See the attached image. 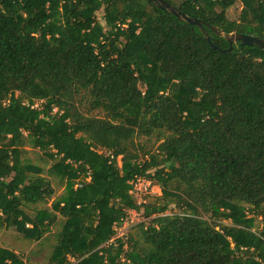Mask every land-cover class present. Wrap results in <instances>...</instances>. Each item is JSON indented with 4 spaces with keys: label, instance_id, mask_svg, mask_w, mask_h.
Instances as JSON below:
<instances>
[{
    "label": "trees",
    "instance_id": "trees-1",
    "mask_svg": "<svg viewBox=\"0 0 264 264\" xmlns=\"http://www.w3.org/2000/svg\"><path fill=\"white\" fill-rule=\"evenodd\" d=\"M165 1L264 38V0ZM204 30L219 49L148 0H0V228L57 226L48 264H264V49ZM144 178L161 194L137 203Z\"/></svg>",
    "mask_w": 264,
    "mask_h": 264
},
{
    "label": "rangeland",
    "instance_id": "rangeland-1",
    "mask_svg": "<svg viewBox=\"0 0 264 264\" xmlns=\"http://www.w3.org/2000/svg\"><path fill=\"white\" fill-rule=\"evenodd\" d=\"M241 2L237 1L234 4H232L228 10L227 14L231 19H237L240 14L241 10ZM102 11H97V17L102 20ZM42 101H36L35 106H41ZM26 152V162L30 164L33 167H38L42 171V174H47L46 169L51 163V160H49L47 157H45L41 151L33 148L31 145H27L25 147ZM33 174V173H32ZM49 178L52 181V184L55 188V194L53 198L59 196L65 189V184H61L60 178L56 175H51ZM151 180H141L138 183H142L139 185V188L133 189L131 192H129L130 197L136 201L137 203H141L146 195L149 194H156L160 195L161 190L158 184L150 183ZM52 202L51 201L47 205L38 204L35 206H27L26 209L31 214L36 215L38 212V209L42 208V206L50 207ZM132 218V222L140 221L141 217L139 214L137 215L135 212H132L130 214ZM223 223L227 224V220H222ZM134 223L131 228L130 225L120 228V233L124 234L127 232L129 234L130 232H133L134 230ZM254 229L261 228V217H259L254 222ZM127 225V224H126ZM128 228V230H127ZM57 231V226H53L51 231L47 234V238L40 241V242H31L28 240L23 239L21 236H19L14 229H4L0 228V248H9L19 254H21L23 257H28L31 260V264H48V256L51 251V247L55 241L54 234ZM118 234L116 233V237Z\"/></svg>",
    "mask_w": 264,
    "mask_h": 264
},
{
    "label": "water",
    "instance_id": "water-1",
    "mask_svg": "<svg viewBox=\"0 0 264 264\" xmlns=\"http://www.w3.org/2000/svg\"><path fill=\"white\" fill-rule=\"evenodd\" d=\"M148 1L155 4L157 7L161 8V9L169 11L170 13L174 14L179 19L185 21L187 24L198 26L204 32V34L206 35L207 41L212 46H214V45L211 42V38L208 35V33L204 30L205 26L209 27L211 30H213L217 34L224 36L228 40V42L230 43L229 49H231L232 46L234 44H237V43H239L240 45H243V46L244 45H246V46H257L259 48L264 49V38L254 36L251 34L238 33L236 31H233L230 34H227L223 30H219L215 26H212L203 20L196 19V18H193V17L186 15L185 13L178 10L174 5H172L169 2H166L165 0H148ZM214 48L219 49L218 46H214Z\"/></svg>",
    "mask_w": 264,
    "mask_h": 264
},
{
    "label": "built area",
    "instance_id": "built-area-1",
    "mask_svg": "<svg viewBox=\"0 0 264 264\" xmlns=\"http://www.w3.org/2000/svg\"><path fill=\"white\" fill-rule=\"evenodd\" d=\"M141 180H148V179H138L136 182H135V184H134V187H133V189H135V188H139V185L140 184H142V183H138L139 181H141ZM150 183H152V182H149L148 184H150ZM132 189V190H133ZM131 190V191H132ZM132 212H135L137 215H138V213H137V211L136 210H133V211H131L130 213H129V217L128 218H126L125 220H124V223H123V225L122 226H120L118 229H117V234H118V237L119 236H123V235H125L126 233H124V234H121L120 233V228H122V227H125V226H128V225H132V223H134V222H132V218H131V216H130V214L132 213ZM127 224V225H126ZM127 230H128V228H127Z\"/></svg>",
    "mask_w": 264,
    "mask_h": 264
}]
</instances>
